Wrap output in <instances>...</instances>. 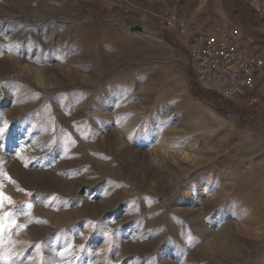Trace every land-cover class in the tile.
I'll use <instances>...</instances> for the list:
<instances>
[{"label":"rangeland","instance_id":"rangeland-1","mask_svg":"<svg viewBox=\"0 0 264 264\" xmlns=\"http://www.w3.org/2000/svg\"><path fill=\"white\" fill-rule=\"evenodd\" d=\"M217 26L264 59V0H0V260L264 264V67L200 89Z\"/></svg>","mask_w":264,"mask_h":264},{"label":"built area","instance_id":"built-area-1","mask_svg":"<svg viewBox=\"0 0 264 264\" xmlns=\"http://www.w3.org/2000/svg\"><path fill=\"white\" fill-rule=\"evenodd\" d=\"M172 26L173 22L167 23ZM179 35L185 27L177 25ZM188 59L196 84L205 92L226 102H236L243 94L255 90L264 59L241 43L237 27H215L212 33H194L187 44Z\"/></svg>","mask_w":264,"mask_h":264},{"label":"snow or ice","instance_id":"snow-or-ice-1","mask_svg":"<svg viewBox=\"0 0 264 264\" xmlns=\"http://www.w3.org/2000/svg\"><path fill=\"white\" fill-rule=\"evenodd\" d=\"M7 126V124L5 123V127ZM0 131H3V129H0ZM5 202H11L10 198L7 196H4L2 193H0V209H2L4 207V203ZM30 207V205H29ZM9 213H3L2 215H0V234H2L4 231L6 230H10L12 226H16L19 228H23L25 227V225H16L15 220H12L10 223H5L4 222V218L5 217H9ZM64 253L61 252L60 255H63ZM0 264H9L8 260L4 259V260H0Z\"/></svg>","mask_w":264,"mask_h":264}]
</instances>
